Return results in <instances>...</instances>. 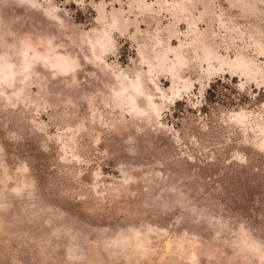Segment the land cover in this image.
<instances>
[{"label": "rangeland", "instance_id": "1", "mask_svg": "<svg viewBox=\"0 0 264 264\" xmlns=\"http://www.w3.org/2000/svg\"><path fill=\"white\" fill-rule=\"evenodd\" d=\"M0 264H264V0H0Z\"/></svg>", "mask_w": 264, "mask_h": 264}]
</instances>
